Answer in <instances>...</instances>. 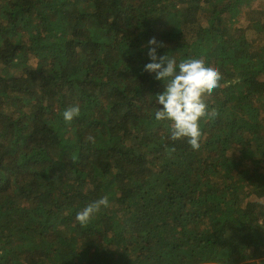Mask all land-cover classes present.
Listing matches in <instances>:
<instances>
[{
    "label": "trees",
    "instance_id": "1",
    "mask_svg": "<svg viewBox=\"0 0 264 264\" xmlns=\"http://www.w3.org/2000/svg\"><path fill=\"white\" fill-rule=\"evenodd\" d=\"M152 37L222 74L199 150ZM263 195L264 0H0V264H264Z\"/></svg>",
    "mask_w": 264,
    "mask_h": 264
},
{
    "label": "clouds",
    "instance_id": "2",
    "mask_svg": "<svg viewBox=\"0 0 264 264\" xmlns=\"http://www.w3.org/2000/svg\"><path fill=\"white\" fill-rule=\"evenodd\" d=\"M147 55L149 63L144 70L153 73L154 79L163 82V91L156 94V104L159 105L154 113L156 121H170L168 139L172 141L186 139L193 150H199L202 135L201 118H214L217 111L208 110L205 101L215 89L220 87L222 74L219 69L208 63L204 57L190 56L179 61L174 56L157 55V49L165 47L163 41L155 37L148 40ZM63 119L71 122L80 115L79 105H72L63 112ZM89 140L92 137H88ZM167 147V146H166ZM174 151V148L169 149ZM107 196L89 203L76 215L81 226H87L102 208L108 207Z\"/></svg>",
    "mask_w": 264,
    "mask_h": 264
},
{
    "label": "built area",
    "instance_id": "3",
    "mask_svg": "<svg viewBox=\"0 0 264 264\" xmlns=\"http://www.w3.org/2000/svg\"><path fill=\"white\" fill-rule=\"evenodd\" d=\"M260 200L263 203V208H264V195L260 198Z\"/></svg>",
    "mask_w": 264,
    "mask_h": 264
},
{
    "label": "rangeland",
    "instance_id": "4",
    "mask_svg": "<svg viewBox=\"0 0 264 264\" xmlns=\"http://www.w3.org/2000/svg\"><path fill=\"white\" fill-rule=\"evenodd\" d=\"M236 77H238V76H236Z\"/></svg>",
    "mask_w": 264,
    "mask_h": 264
}]
</instances>
